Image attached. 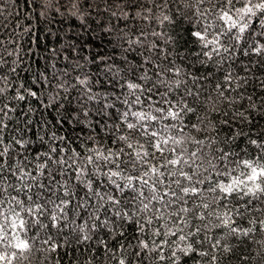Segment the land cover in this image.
Instances as JSON below:
<instances>
[{
    "label": "clouds",
    "instance_id": "9594fccd",
    "mask_svg": "<svg viewBox=\"0 0 264 264\" xmlns=\"http://www.w3.org/2000/svg\"><path fill=\"white\" fill-rule=\"evenodd\" d=\"M0 0V264H264V0Z\"/></svg>",
    "mask_w": 264,
    "mask_h": 264
},
{
    "label": "trees",
    "instance_id": "16d2710c",
    "mask_svg": "<svg viewBox=\"0 0 264 264\" xmlns=\"http://www.w3.org/2000/svg\"><path fill=\"white\" fill-rule=\"evenodd\" d=\"M16 5L19 6L20 13H19V15H15L13 17V24L17 20H21V21L23 20V18H24V11H23V9L27 6V0H16Z\"/></svg>",
    "mask_w": 264,
    "mask_h": 264
}]
</instances>
